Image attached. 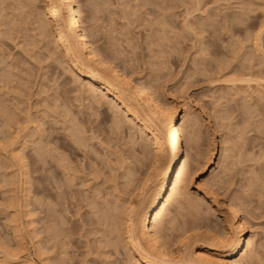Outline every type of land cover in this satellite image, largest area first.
Wrapping results in <instances>:
<instances>
[{
	"label": "rangeland",
	"instance_id": "374dc122",
	"mask_svg": "<svg viewBox=\"0 0 264 264\" xmlns=\"http://www.w3.org/2000/svg\"><path fill=\"white\" fill-rule=\"evenodd\" d=\"M76 3L92 46L176 106L185 125L190 168L157 228L167 225L178 249L182 217L198 210L210 216L198 228L243 230L251 248L236 257L264 264V0ZM44 5L0 0V264H136L123 253V202L150 175L155 147L110 98L66 71L55 39L41 33ZM118 120L145 149L118 135ZM14 152L24 154L28 184ZM229 199L243 228L227 215Z\"/></svg>",
	"mask_w": 264,
	"mask_h": 264
},
{
	"label": "bare ground",
	"instance_id": "6f19581e",
	"mask_svg": "<svg viewBox=\"0 0 264 264\" xmlns=\"http://www.w3.org/2000/svg\"><path fill=\"white\" fill-rule=\"evenodd\" d=\"M41 11L44 17L43 23L47 25V29L46 27L40 28L41 33L45 34L49 31L55 39L58 55L61 56L62 58L60 59H64V63L67 64L66 67L68 69L66 71L69 70L71 73H76L87 85L94 88V90L90 91H93L92 95L95 94V96H97V93H101L102 97L110 98L109 100H111L112 104L119 106L122 112L121 117L127 119L129 124L132 123L138 126L136 130H139L141 138L145 135L151 138L152 143L150 144H153L155 147L153 157L154 163H152L153 168L151 167L154 172L159 168L157 167L156 169L155 167L158 162H164V165L159 168V170H161L156 173L157 175L153 172L151 173L152 170L150 169V175H147L148 178L145 177L146 179H144L139 186L136 185L137 187L134 190L135 195H131L125 202L122 201L124 204L126 203L124 207L126 208L125 218L122 216L125 220L121 217L122 221L124 220L123 232L121 230L124 235L123 238H121L122 236L120 235V238L123 240V253L136 264H244V259L236 257L238 253H242L246 256L251 248V241L250 239L246 240L244 231L239 230L234 236L231 235L232 229L228 227L227 228L231 230L228 232L225 230L226 233L224 232V234L221 235H214V232H211L208 227H206V230H202L198 228L196 224L206 221L209 222L210 216L204 217L205 215L203 216V214L201 215L198 213V210L194 211L196 213L193 212V214L190 215L191 217H182L184 219L186 218V222L188 217H190L191 221L189 220V224H186L184 221L185 225L182 223V225L179 226V228H181L176 229V231L179 230V233H177L179 237L175 236L179 238L178 249L171 244L170 235L172 234H165L167 225L165 227L162 224L165 230H162L163 227L160 229H158L159 227L157 228V226L161 224L160 221H163L161 218L165 215L164 213L168 204L177 201L190 168V158L184 151L185 144L183 143L185 125L184 127L182 124L178 125V117L180 114L178 108H176V106L169 108L157 98H154V95H151L152 92H150V90L148 91L146 86L142 84L143 82H134L133 78L127 75L128 73H125V71L123 72L121 69L119 70L112 62L104 58L98 49L92 46L86 30L90 29H85L82 25V20L84 19H80V7L76 3V0H45L44 8ZM92 98L91 96V100ZM98 106L101 107L100 109L104 112L105 108L103 109L100 104ZM100 109L97 108V111ZM114 110L115 109L112 111ZM140 110L145 114H142ZM107 112L108 110L104 112L106 114H103L107 115ZM116 112H119V110ZM97 114L100 115L99 113ZM119 114L117 113V117ZM127 121L126 123L128 124ZM123 123L118 120L114 122L115 126L113 127H116L122 132L118 133L119 131L116 129L118 135L127 132L128 138L132 141L134 133L132 134L133 131L130 132V129H126L124 127L125 123ZM149 137L147 138L150 140ZM135 140L137 139H133L132 142L142 148L144 142L142 143L141 141L140 144V140L138 141L139 143ZM145 146L147 147V145ZM20 147H23V145ZM42 153L43 152H41V154ZM14 154L17 156V160L24 170L22 178L23 184H26L28 181V172L25 169L24 154L20 155L18 152H14ZM38 156L41 155L38 154ZM158 166L160 165L158 164ZM26 195H29V193L25 194V196ZM207 206L215 207L216 212H220L215 201H208ZM25 208L27 209V207ZM225 209L233 224L243 228L245 223L239 214L236 202L232 199L225 201ZM116 217L118 216L116 215ZM170 219L172 221V218ZM174 221H176V219ZM167 223L166 221L164 225ZM170 225L172 226V224ZM170 225L168 227H170ZM229 227H231V225H229ZM159 230H162V236ZM163 231L165 232L163 233ZM167 232H169V228ZM169 246L172 248L171 251H169ZM40 247L39 249H41ZM27 263L31 264L30 262Z\"/></svg>",
	"mask_w": 264,
	"mask_h": 264
}]
</instances>
